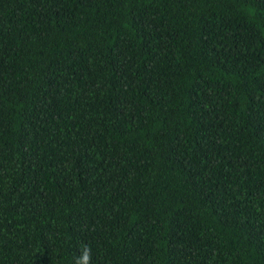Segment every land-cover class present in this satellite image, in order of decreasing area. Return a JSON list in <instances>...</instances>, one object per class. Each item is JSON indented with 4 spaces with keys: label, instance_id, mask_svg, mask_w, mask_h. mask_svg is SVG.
I'll list each match as a JSON object with an SVG mask.
<instances>
[{
    "label": "trees",
    "instance_id": "16d2710c",
    "mask_svg": "<svg viewBox=\"0 0 264 264\" xmlns=\"http://www.w3.org/2000/svg\"><path fill=\"white\" fill-rule=\"evenodd\" d=\"M264 264V0H0V264Z\"/></svg>",
    "mask_w": 264,
    "mask_h": 264
},
{
    "label": "clouds",
    "instance_id": "9594fccd",
    "mask_svg": "<svg viewBox=\"0 0 264 264\" xmlns=\"http://www.w3.org/2000/svg\"><path fill=\"white\" fill-rule=\"evenodd\" d=\"M93 250L91 245L81 244L79 248V255L74 259V264H92Z\"/></svg>",
    "mask_w": 264,
    "mask_h": 264
}]
</instances>
